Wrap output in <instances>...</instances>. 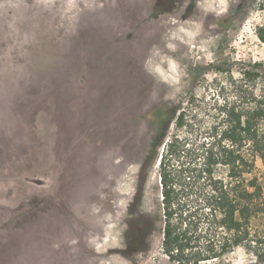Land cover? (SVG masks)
Returning a JSON list of instances; mask_svg holds the SVG:
<instances>
[{"label": "rangeland", "instance_id": "rangeland-1", "mask_svg": "<svg viewBox=\"0 0 264 264\" xmlns=\"http://www.w3.org/2000/svg\"><path fill=\"white\" fill-rule=\"evenodd\" d=\"M260 28L264 0H0V264H176L162 246L165 143L145 161L156 111L184 113L168 134L183 145L173 200L201 214L209 178H187L201 145L224 108L264 103ZM252 177L264 193L259 160ZM254 259L237 248L203 264Z\"/></svg>", "mask_w": 264, "mask_h": 264}, {"label": "trees", "instance_id": "trees-1", "mask_svg": "<svg viewBox=\"0 0 264 264\" xmlns=\"http://www.w3.org/2000/svg\"><path fill=\"white\" fill-rule=\"evenodd\" d=\"M258 35L264 43V28L258 30ZM178 110L156 111L161 128L152 137L145 159L155 161L165 143L158 160L164 254L176 264H203L223 260L237 248H244L255 257L254 264H264V193L257 177L247 178L257 160L264 165V103L247 111L224 108L223 122L211 131V142L201 145L203 163L189 167L187 176L189 181L209 178L201 214L200 208L191 211L187 202L173 200L180 188L170 164L180 158L183 145H179V136L168 139V134L172 123L177 129L184 126V113L178 114ZM219 165L228 169L227 181L213 176ZM257 220L259 226L255 227L253 221Z\"/></svg>", "mask_w": 264, "mask_h": 264}, {"label": "flooded vegetation", "instance_id": "flooded-vegetation-1", "mask_svg": "<svg viewBox=\"0 0 264 264\" xmlns=\"http://www.w3.org/2000/svg\"><path fill=\"white\" fill-rule=\"evenodd\" d=\"M117 101H116V99H115V97H114V100L112 101V107L110 108V112H109V118H108V121H111L112 122V120L113 121H117V119H118V117H117ZM128 106V105H127ZM114 108H115V111H114ZM127 112H129V110L126 108V110H125V114L127 113ZM124 114V115H125ZM124 115H122V117H124ZM105 119H107V117L105 118ZM121 119V118H120ZM122 120V119H121ZM114 135H116V134H114Z\"/></svg>", "mask_w": 264, "mask_h": 264}]
</instances>
